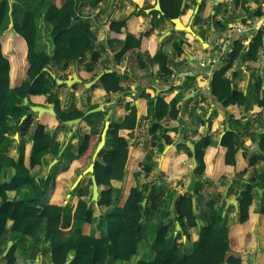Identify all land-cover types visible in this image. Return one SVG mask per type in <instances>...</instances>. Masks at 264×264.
Segmentation results:
<instances>
[{"label": "crops", "instance_id": "obj_1", "mask_svg": "<svg viewBox=\"0 0 264 264\" xmlns=\"http://www.w3.org/2000/svg\"><path fill=\"white\" fill-rule=\"evenodd\" d=\"M91 1L93 0H79L77 17L90 23L91 31L96 38L94 51L100 54L98 61L93 63L90 71H86L90 55L77 60H68L60 66L51 61L44 71L55 79L57 86L53 92L63 111L79 109L84 111L86 117L89 110L98 106L102 109L89 113H95L89 119L80 118L77 123L72 124V121H68L60 125L55 116L49 113L44 112L38 115V112L31 110L30 107L28 111L24 110V113L20 114L18 125L21 126L30 114L28 129L24 130L21 127L18 130H11L8 135L10 137L9 147L6 151L0 152V162L4 168L1 175L2 181L12 177L14 171L9 161L18 160L21 145L25 150V164L29 167L32 146L30 135L36 121L45 124L47 132H52L54 142L59 144L58 157L48 154L40 165H36L31 170L32 176L38 181L39 178L48 175L59 177L64 173V168L77 156L75 145L79 134L89 130L98 131V127L102 124L103 128L106 121H109V124L120 123L122 115L135 106L138 122L136 120L134 133L136 130L137 136L133 133V139L129 142L131 154L127 159L123 177L120 180L111 181L112 187L117 193L119 192L116 204L118 206L124 204L130 188L136 186L141 188L145 184L149 190L153 187L161 188L162 198L155 210L143 215V230L138 238L135 255L128 261L108 259L105 264H136L139 260L150 262L160 249L172 244H175V250L190 249L185 251L189 254L200 228L210 224L209 204L211 203L213 208L221 214V219L218 221L219 226L230 227L236 224L238 219L237 198L250 183L256 185L253 189L252 210L246 222L249 234L244 240L240 258L242 264H264V183L260 182L257 177L264 174V151L261 149V144L264 145V34L255 60L243 59L252 36L248 44L243 45L244 50L241 57L226 73V77L231 80L232 87H235L245 97V104L242 106L224 105L212 95L211 79L214 70L220 66L201 68L198 65L200 58L212 52L215 38L256 16L263 0H182L180 8L182 14L178 17L183 25L191 26L200 39L194 38L186 31L176 30L171 19H162L157 11H152L149 15L145 14L144 10L153 8L156 0H99L95 8H91ZM13 2L8 0V5L11 7L9 8V24L7 30L5 29L0 35L3 54L7 57H12L14 54L12 53V42L15 37L19 39L14 32L15 23L11 16ZM43 3L45 1L39 3L38 0H34L29 3L28 8L38 14L36 17V50L52 55L55 49L51 37L52 26L45 22L43 15L37 10V8L40 11L45 8ZM155 12L158 15L155 16L153 14ZM117 20H125V26L120 31L110 29L111 23ZM145 31L149 32V35L143 41L142 48L147 50L150 57H154L159 49L169 55V67L174 74L167 81L160 78L159 66L156 62L148 64L145 68H138L129 65L126 57L121 61L115 60V55L127 36L138 38L144 35ZM179 41L182 42V52L178 55L173 46ZM109 69L118 72L122 91L107 94L98 83L99 79L92 83L101 73H106ZM19 73L11 74L10 70L11 86L18 85L23 79V70L20 80L18 79ZM74 75L78 81L74 79ZM57 80L61 82L58 83ZM66 80L74 81L67 84ZM87 84L90 86L87 87ZM158 95L162 96L167 103L177 98L176 107L179 113L176 119L160 120V129L153 140L149 133L150 114H148L147 102ZM28 100L33 102L31 106L50 108L51 105L45 103L43 95L29 96L26 104H29ZM259 101H262V105ZM89 106L93 107L88 108ZM227 124L231 128L230 131L234 132L238 138L234 165L223 164L224 157L221 154V139L225 133L229 132L225 131ZM202 137L209 138L211 151L205 159V173L196 176L193 171L197 164L193 166V156H195L196 149H205ZM74 152L76 156L73 157ZM256 154L262 155L263 160H259L254 167H248L246 156ZM64 156L69 158L68 163L60 168L57 164L59 158ZM141 165L150 166L151 171L142 172L137 178L133 177L134 172L141 170ZM85 169L74 175L70 188L63 190L64 204L72 211L78 197L71 195L70 192L74 190L71 187ZM221 170H223L225 183L218 179L222 174L218 175ZM241 172L244 173L241 175L239 174ZM88 175L91 180V174H86L83 178ZM252 176L254 177L253 183ZM83 178L77 186L81 185ZM91 187L92 182L90 190ZM25 192L31 194V189L26 187L20 190L18 196L23 198ZM187 193L192 195L197 226L182 231L181 228V230L177 229L178 221L173 200L178 195L177 199ZM8 195L13 197L16 194L8 192ZM90 201L91 196L87 202L93 213V221L89 230L92 236L100 238L107 234L102 217L115 203L113 202L110 207H100L97 202ZM12 223L11 220H7L5 228L10 230ZM81 227L78 222L71 224L74 233L78 232ZM161 227H167L163 245L157 244L155 240L156 231ZM45 228L46 223L43 221L38 230L40 238V242L36 244L38 250L32 249L26 252L17 250L15 264H54L48 251L49 243L44 240ZM68 229L70 228L65 231ZM24 243L29 244L30 241H24ZM12 244V240L7 242L0 256V264H7L3 257ZM73 255L74 252H70L67 260L70 259L71 262Z\"/></svg>", "mask_w": 264, "mask_h": 264}, {"label": "trees", "instance_id": "obj_2", "mask_svg": "<svg viewBox=\"0 0 264 264\" xmlns=\"http://www.w3.org/2000/svg\"><path fill=\"white\" fill-rule=\"evenodd\" d=\"M99 0L90 2L91 8H95ZM238 1V0H235ZM79 0H49L48 5L39 14L43 15L45 22L52 26L51 37L54 44L52 55L36 50L37 24L35 11L25 8L21 21H14V32L18 35L12 42L11 56L3 54L2 42L0 40V152L7 150L10 144L8 136L11 130L29 127V114L21 126L18 125L20 114L29 110V104H23L24 98L33 95L45 96V103L53 105L54 114L59 125L77 118L89 119L93 114L85 117L84 111L73 109L69 112L62 110L60 102L54 96V88L57 86L45 69L53 61L57 66L68 60H77L90 55L86 71L92 69L93 63L100 58V54L94 51L96 38L91 31L90 23L80 20L77 17ZM163 10L162 19H172L182 14L180 10L182 0H160ZM259 10L256 12L258 14ZM158 15L157 12L153 13ZM9 20L8 0H0V35L5 30ZM125 26V20L113 21L110 29L120 31ZM263 31H257L248 45L243 59L254 61L259 47L262 45ZM149 35L145 34L135 38L127 36L115 55L116 61L127 58L129 65L138 68H145L148 64L156 62L159 66L160 78L167 81L172 77L173 70L169 67V55L162 50H157L154 57H150L147 50L142 48L143 41ZM244 37L235 34L233 37V51L229 58L216 70L211 79V93L216 100L224 105L242 106L245 104V97L235 87H232L231 80L226 73L233 68L234 64L241 57L244 50L241 43ZM182 42H176L173 46L176 54H181ZM11 74L19 73L18 85H10ZM100 86L107 94L122 91L118 72L104 73L98 80ZM177 98L167 103L160 95L148 100V114H150L149 133L152 139L160 129V120L164 118L176 119L178 117ZM262 105V101H259ZM93 106H89L91 108ZM48 113V112H45ZM13 119V120H12ZM137 109L132 106L128 113L122 115L120 123H111L106 133L104 147L98 153L94 164L93 175L99 187L98 206L110 207L109 211L102 217V223L106 226L107 234L100 238L92 236L90 226L93 221V213L87 202L91 196V180L85 186L78 185L71 191V195L78 197L74 210L64 204L65 197L63 190L70 188L74 175L85 169L90 163L96 146L100 141V130H89L81 133L76 142L75 150L77 156L72 159L64 168V173L59 177L48 175L47 177L34 179L31 170L40 165L46 155L58 157L59 144L54 142V134L47 132V126L39 121L34 123L31 132L32 146L29 155V167L24 161V146L19 147V158L17 161H9L13 167V175L10 179L2 181V168L0 162V256L5 250L7 242L13 241L10 249L3 257L7 264H15V252L21 250H38L37 243L40 242L38 230L43 221L46 223L44 240L49 243L51 261L54 264H63L70 252H74L69 264H105L108 259L114 261H128L136 253L138 238L143 230V215L155 210L162 198L161 188L148 189L147 184L139 187H132L122 206H118L117 193L111 185L112 180H120L126 169L130 141L133 139L136 127ZM168 141V138L166 137ZM205 145L204 150L196 149L195 158L197 166L193 173L201 176L205 173L206 160L211 151L210 140L202 137ZM153 143V142H152ZM223 154V164L234 165V154L238 146V138L234 132H227L220 142ZM223 148L225 150H223ZM264 151V145L261 144ZM248 167H254L259 160H263L260 154L246 156ZM232 167V166H231ZM142 170L145 173L151 171L150 166L141 165V170L133 173L137 178ZM229 171V170H226ZM223 172H218L220 175ZM227 173V172H226ZM241 172L239 174L242 175ZM222 173L218 179L225 183ZM258 180L264 183V174H260ZM253 183L254 177H251ZM256 185V184H255ZM248 184L245 191H241L238 200V219L236 224L230 227L219 226L218 221L221 214L210 207V224L200 228L198 237L194 241L193 249L189 254L179 255L175 252V244L166 245L160 249L155 258L150 261L139 260L136 264H242L240 252L244 248V240L248 237L249 231L246 226L249 213L253 205L254 186ZM29 187L31 194L24 193L20 198V190ZM205 187V186H204ZM150 191V192H149ZM8 192H15V196L9 197ZM48 200L46 201V198ZM146 199L147 204L143 208L142 201ZM174 211L176 220L179 222L182 231L197 226V215L192 202V195L187 193L175 202ZM7 220H11L10 230L5 228ZM78 222L81 228L74 233L71 224ZM68 229L65 231V229ZM167 227L158 228L156 231V243L163 245ZM24 241H30L29 244Z\"/></svg>", "mask_w": 264, "mask_h": 264}, {"label": "water", "instance_id": "obj_3", "mask_svg": "<svg viewBox=\"0 0 264 264\" xmlns=\"http://www.w3.org/2000/svg\"><path fill=\"white\" fill-rule=\"evenodd\" d=\"M10 1H12V0H10ZM152 11H157V12H159L160 16H163L164 13H163L162 8H161L160 0H156L155 5H154L153 8H151V9H145L144 10L145 14H147V15H149V13L152 12ZM148 21H149V18H148ZM171 22L174 24V28L176 30L186 31V32L190 33L194 38H199L197 36V34L193 31V29H192L191 26H185V25H183L181 23L179 17H176V18L171 19ZM43 70H46V69H43ZM111 71L112 70L109 69V70L106 71V73H109ZM103 74L104 73H101L92 83H94L95 81H97ZM74 79H76L78 81L76 75H74ZM73 81L74 80H72V81L66 80L65 82L67 84H71ZM57 82L60 83L61 81L60 80H57ZM88 86H90V84H87V87ZM24 103L25 104L27 103V98H24ZM29 107H30L31 110H33L35 112H38V115H41L44 112H48V113L54 114V110H53V106L52 105H50V108L39 107V106H31V105H29ZM101 109H102V107L101 106H98L97 108H93V109L89 110L87 113L89 114V113L96 112V111L101 110ZM71 121H72V124L73 123H77V122L80 121V118H77V119H74V120H71ZM137 122H138V119H137ZM108 128H109V121H106L104 123V126H103V128L101 130V133H100V141H99L98 145L96 146L95 151H94V153L92 155L91 163L82 172V174L76 179V181L74 182V184L71 187L72 189L75 188L77 186V184L79 183V181L83 178L84 175L91 174V182H92V187H91V191H92V193H91V201L92 202H97L98 195H99L98 184H97V181H96L95 176L92 173H93V170H94V164H95L96 158L98 156V153L100 152V150L105 145V142H106V133H107ZM230 130H231V128L227 124L226 125V128H225V131L227 132V131H230ZM134 134H135V136H137V131L136 130H135V133ZM130 154H131V148H129V150H128V157H129ZM196 164H197L196 158H195V156H193V166L195 167ZM177 197L174 198V200H173V207L175 206V202H176ZM234 204H236V202H234ZM145 205H146V199L143 200L142 207L144 208ZM193 205H194V202H193ZM176 225H177V229L178 230H181L180 229L181 227H180L179 222H177ZM69 263H70V259L66 260L63 264H69Z\"/></svg>", "mask_w": 264, "mask_h": 264}, {"label": "built area", "instance_id": "obj_4", "mask_svg": "<svg viewBox=\"0 0 264 264\" xmlns=\"http://www.w3.org/2000/svg\"><path fill=\"white\" fill-rule=\"evenodd\" d=\"M264 30V0L259 5V14L247 20L244 24L237 25L224 35L218 36L213 42L212 52L200 58L198 65L201 68H214L221 66L233 51V37L241 34L244 36L241 43L245 46L257 31Z\"/></svg>", "mask_w": 264, "mask_h": 264}, {"label": "rangeland", "instance_id": "obj_5", "mask_svg": "<svg viewBox=\"0 0 264 264\" xmlns=\"http://www.w3.org/2000/svg\"><path fill=\"white\" fill-rule=\"evenodd\" d=\"M1 1H3V0H1ZM10 1V0H9ZM12 1H14L13 2V6H12V8L14 9V13H13V17H14V19H15V22L16 21H21V18H22V14H23V11L25 10V8L27 9L30 5H29V3L30 2H33L34 0H12ZM39 1V3H41V2H44L45 1V3H43V5L45 4V7L48 5V2H49V0H38ZM9 4L10 5H12L10 2H9ZM9 8H11V7H9ZM8 24H9V21H8V23H7V25H6V27H5V29L7 30V28H8ZM4 31V30H3ZM5 32H7V31H5ZM3 33V32H2ZM8 36V35H7ZM23 104H24V101H23ZM100 128H102V124L98 127V130H100ZM80 135V134H79ZM77 139H79V136H78V138ZM9 147V146H8ZM74 156H76V153L74 152V154H73V157ZM68 157H66V156H64V157H60L59 158V163L57 164V166L58 167H60V168H63L64 167V165L66 166V164L68 163ZM142 172H144L143 170H142ZM51 176H53V175H51ZM88 181H89V175L88 176H86L85 178H83V180L81 181V185L82 186H84V185H86L87 183H88ZM220 199V198H219ZM190 249H187V250H184V249H181V250H175V252L177 253V254H179V255H184V254H187L185 251H189Z\"/></svg>", "mask_w": 264, "mask_h": 264}]
</instances>
